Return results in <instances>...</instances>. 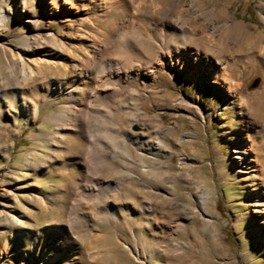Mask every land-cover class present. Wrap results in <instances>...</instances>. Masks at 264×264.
<instances>
[{"label":"rangeland","instance_id":"obj_1","mask_svg":"<svg viewBox=\"0 0 264 264\" xmlns=\"http://www.w3.org/2000/svg\"><path fill=\"white\" fill-rule=\"evenodd\" d=\"M112 1L78 12L0 0V264H264V109L236 104L264 92V60L240 64L233 97L211 80L199 93L178 78L138 94L98 84L118 55L90 57L94 38L137 17L212 31L216 55L243 57L264 44V0H145L142 14L103 13ZM77 80L85 94L59 89ZM33 235L41 247L30 251Z\"/></svg>","mask_w":264,"mask_h":264},{"label":"bare ground","instance_id":"obj_2","mask_svg":"<svg viewBox=\"0 0 264 264\" xmlns=\"http://www.w3.org/2000/svg\"><path fill=\"white\" fill-rule=\"evenodd\" d=\"M62 2L64 5L78 11L79 8L84 5L85 0H62ZM108 5L113 8V10L121 9V11L130 12L133 15L145 13L147 9L145 0H114L102 6L104 8H101L103 13L108 9ZM137 18H135V20H133V18L131 24L129 23L127 29L123 31L121 29L124 24H114L109 31L106 30L104 34H101L102 38L99 43L94 38L93 50L91 49L92 52H90V57H94L96 52L102 55L107 54L111 52V49L118 55L117 60L113 59L105 62L100 67L99 71H96L98 84L99 82H101L100 84L112 82L113 84L119 85L121 90L122 88H130L131 91L133 90L135 94H138V84L145 87L148 84L156 82L160 78H165V84L169 87V83L171 81H176L178 78L182 82L185 79L190 80L195 86L197 93H199L200 89L205 87L207 80H211L218 85L224 86L233 97H237V93L242 86L241 81L235 80L236 75H243L238 69L240 68V64H248L254 62L256 59L264 60V44L258 51L243 57L221 58V56L215 53L216 44L214 47L208 44V42L213 41L214 36H212V31L210 32L211 34L196 37L193 33L195 32L194 30H191L190 33L185 31L186 29L183 31L178 30L174 25H166L162 23V21H140L136 20ZM81 19L83 21L86 20L85 18ZM243 32L245 35H248L247 30ZM248 36L251 42L250 44L254 43V36ZM200 39L204 42L203 47H201V45H198L197 48L192 47V44ZM86 58L89 57L87 56ZM45 59L53 61L52 57L49 55L47 57L38 56V58H34L33 61L39 65ZM135 59L139 60V63L136 65L133 63ZM29 68L32 67L29 66ZM156 71H159L160 74H156ZM55 83L46 86L47 92L54 89ZM79 85V80H77L75 84L69 83L65 87L62 82L58 84L59 89H65L67 97H72L74 93L85 94L86 90ZM116 89L114 88L113 90L117 91L118 89ZM114 91H112V94H115ZM96 92H99L97 88H95V94ZM243 97L238 98L236 101L240 109L249 105L250 103H248V101H251L252 98L255 99L254 101L257 102L261 109H264V92L255 93L253 96L247 93L246 96ZM178 100L184 101V98L181 97ZM82 106H84V104H82ZM261 133H264V127ZM244 145L250 147L251 139L249 138L245 141ZM244 156L249 159L251 163L255 161L253 166L256 168L257 161L252 153L248 151L247 147ZM92 188L95 187L92 186L90 190H92ZM200 197V201L206 203L205 199H209L211 193L206 195L203 194ZM184 225L183 222H180L176 227L182 228ZM44 230L47 231V229ZM260 239L264 242V231L260 234ZM8 245L10 244L8 243ZM40 247L38 236L33 235L30 251L36 248L40 249ZM53 259H55V257H50L49 261Z\"/></svg>","mask_w":264,"mask_h":264},{"label":"water","instance_id":"obj_3","mask_svg":"<svg viewBox=\"0 0 264 264\" xmlns=\"http://www.w3.org/2000/svg\"><path fill=\"white\" fill-rule=\"evenodd\" d=\"M259 82H260V77H256V78L253 80V82L250 84L249 88L251 89V88L256 87V86L259 84Z\"/></svg>","mask_w":264,"mask_h":264}]
</instances>
